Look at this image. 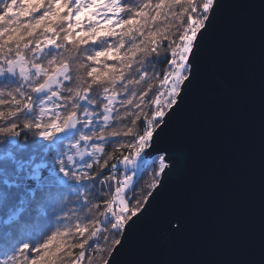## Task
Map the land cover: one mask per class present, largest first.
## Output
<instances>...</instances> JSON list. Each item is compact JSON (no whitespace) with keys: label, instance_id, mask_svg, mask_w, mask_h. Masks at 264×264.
Here are the masks:
<instances>
[{"label":"snow or ice","instance_id":"1","mask_svg":"<svg viewBox=\"0 0 264 264\" xmlns=\"http://www.w3.org/2000/svg\"><path fill=\"white\" fill-rule=\"evenodd\" d=\"M224 8L225 0H0V64L18 68L32 92L49 90L56 133L82 125L76 153L91 160L80 176L101 185L86 223L57 230L33 257L25 244L21 264H125L142 226L165 240L186 235L187 209L171 194L185 166L176 130L206 86ZM8 95L0 106L14 105L13 116L32 106L31 96Z\"/></svg>","mask_w":264,"mask_h":264},{"label":"water","instance_id":"2","mask_svg":"<svg viewBox=\"0 0 264 264\" xmlns=\"http://www.w3.org/2000/svg\"><path fill=\"white\" fill-rule=\"evenodd\" d=\"M264 0H225L206 86L176 130L185 166L171 194L189 229L149 225L125 264H264Z\"/></svg>","mask_w":264,"mask_h":264},{"label":"trees","instance_id":"3","mask_svg":"<svg viewBox=\"0 0 264 264\" xmlns=\"http://www.w3.org/2000/svg\"><path fill=\"white\" fill-rule=\"evenodd\" d=\"M5 86L28 93L33 104L31 109L18 112L12 121L50 118L40 117L37 107L40 92H32L30 81L4 74L0 76V89ZM13 94L21 98L19 93ZM4 98L11 101V97ZM13 107L9 103L0 109ZM81 128L77 124L45 138L29 135L20 124L15 135H5L0 141V264H6L14 256L16 264H21L20 250L25 244L29 245L25 254L33 257L36 254L33 249L57 230L87 222L84 219L87 208L90 202L96 203L94 199L101 185L95 179L80 176L87 171L84 165L91 160L90 155H73L71 162L67 160L69 154L76 152V145L84 144L80 140ZM149 180L146 174L141 186Z\"/></svg>","mask_w":264,"mask_h":264},{"label":"clouds","instance_id":"4","mask_svg":"<svg viewBox=\"0 0 264 264\" xmlns=\"http://www.w3.org/2000/svg\"><path fill=\"white\" fill-rule=\"evenodd\" d=\"M0 67L3 68V71L0 72L2 74L3 72L7 71L9 72V66L7 64H0ZM18 69V68H17ZM15 69V70H17ZM19 70V69H18ZM20 74V73H19ZM20 88L13 87L11 90L7 89V86H5L4 89H0V93H2V96H0V99L6 100L4 97L5 95L9 97V93H19ZM14 95V94H13ZM23 95H29L26 92H23ZM23 95H19L21 100L23 99ZM45 100L51 101V97H46ZM45 100H41L37 107L39 108V115L40 117H47L50 115V113L47 111L48 108H51L52 104L55 103V101H51V104H46ZM32 104V102H31ZM33 107V104L30 108ZM42 109L44 110L42 112ZM16 116V115H15ZM14 117L9 113V110H2L0 109V141L3 140V137L5 135H15L16 134V128L18 125L22 124L23 129H26L28 131V134L31 136H43L45 138L51 137L54 133H56L57 128H56V123L55 119L49 121V120H40L37 119L33 121L32 119H21L19 121H12L11 118ZM11 121V123H9ZM38 124H43V127H38ZM13 125H16V128L13 129ZM73 155H77V153H72L67 156V160L69 162L72 161ZM78 156V155H77ZM71 158V159H70ZM78 178V177H77Z\"/></svg>","mask_w":264,"mask_h":264},{"label":"rangeland","instance_id":"5","mask_svg":"<svg viewBox=\"0 0 264 264\" xmlns=\"http://www.w3.org/2000/svg\"><path fill=\"white\" fill-rule=\"evenodd\" d=\"M4 74H7L8 76H11V77H18V78H23L22 76H20L19 74V70H14L13 72H3L2 74H0V76L4 75ZM39 95L41 96V100H45L46 97H48L50 95V92L48 89H43L41 91H39ZM51 101H47L45 100V103L46 104H50Z\"/></svg>","mask_w":264,"mask_h":264}]
</instances>
